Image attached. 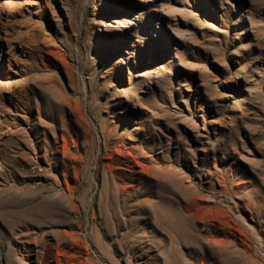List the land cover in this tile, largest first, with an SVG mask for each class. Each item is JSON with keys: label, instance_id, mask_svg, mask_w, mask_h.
I'll use <instances>...</instances> for the list:
<instances>
[{"label": "rangeland", "instance_id": "1", "mask_svg": "<svg viewBox=\"0 0 264 264\" xmlns=\"http://www.w3.org/2000/svg\"><path fill=\"white\" fill-rule=\"evenodd\" d=\"M0 264H264V0H0Z\"/></svg>", "mask_w": 264, "mask_h": 264}]
</instances>
